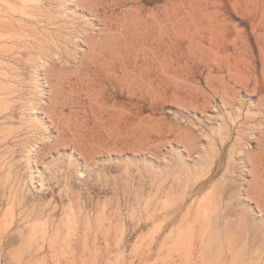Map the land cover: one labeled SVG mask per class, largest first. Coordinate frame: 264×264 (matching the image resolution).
Masks as SVG:
<instances>
[{"label": "rangeland", "instance_id": "rangeland-1", "mask_svg": "<svg viewBox=\"0 0 264 264\" xmlns=\"http://www.w3.org/2000/svg\"><path fill=\"white\" fill-rule=\"evenodd\" d=\"M0 264H264V0H0Z\"/></svg>", "mask_w": 264, "mask_h": 264}, {"label": "bare ground", "instance_id": "bare-ground-1", "mask_svg": "<svg viewBox=\"0 0 264 264\" xmlns=\"http://www.w3.org/2000/svg\"><path fill=\"white\" fill-rule=\"evenodd\" d=\"M87 1H88V0H87ZM90 1H91V0H90ZM92 3H93V1H92ZM94 3H95V2H94ZM94 3H93V4H94ZM97 4H98V3H97ZM91 5H92V4H91ZM95 5H96V4H95ZM92 7H94V6L92 5ZM135 7H136V6H135ZM95 8H96V7H95ZM89 9H90V8H89ZM95 10H96V9H95ZM133 10H134V9H133ZM93 11H94V10H93ZM96 12H97V11H96ZM135 12H136V11H135ZM135 12H134V13H135ZM178 12H179V11H178ZM113 13H114V12H113ZM152 13H153V12H152ZM152 13H151V14H152ZM117 14H118V13H117ZM124 14H125V13H124ZM126 14H127V12H126ZM129 14H130V13H129ZM132 14H133V13H132ZM132 14H131V15H132ZM136 14H137V13H136ZM138 14H139V13H138ZM97 15H99V14H97ZM97 15H96V16H97ZM127 15H128V14H127ZM127 15H126V16H127ZM156 15H158V14H156ZM156 15H155V16H156ZM169 15H170V14H169ZM137 16H138V15H137ZM171 16H172V15H171ZM99 17H100V16H99ZM122 17H123V16H122ZM156 17L159 18V16H156ZM177 17H178V16H177ZM107 18H108V17H107ZM109 18H110V17H109ZM109 18H108V19H109ZM129 18H131V17H129ZM137 18H138V17H137ZM100 19H103V17H100ZM121 19H122V18H121ZM103 20H104V19H103ZM141 20H142V19H141ZM154 20H156V18H155ZM175 20H176V19H175ZM181 20H182V19H181ZM115 21H116V20H115ZM125 21H126V19H125ZM133 21H134V20H133ZM145 21H146V20H145ZM159 21H160V20H159ZM172 21H173V19H172ZM130 22H131V21H130ZM135 22H136V21H135ZM138 22H139V21H138ZM152 22H153V21H152ZM156 22H157V20H156ZM164 22H165V21H164ZM122 23H124V22H122ZM140 23H142V22H140ZM158 23H159V22H158ZM180 23H181V22H180ZM124 24L126 25L127 23H124ZM134 24H135V23H134ZM137 24H138V23H137ZM162 24H163V23H162ZM167 24H168V23H167ZM118 26H119V25H118ZM128 26H129V25H128ZM128 26L126 25V27H128ZM135 26H136V25H134V27H135ZM138 26H139V25H138ZM142 26H143V24H142ZM173 26H174V24H173ZM173 26H172V27H173ZM106 27H107V26H106ZM126 27H124V28H126ZM132 27H133V26H132ZM180 27H182V26H180ZM107 28H108V27H107ZM110 28H111V27H109V29H110ZM118 28H119V27H118ZM138 28H139V27H138ZM152 28H153V27H152ZM174 28H175V27H174ZM127 29H128V28H127ZM135 29H137V27H136ZM145 29H146V28H145ZM157 29H158V28H157ZM102 30H103V29H102ZM139 30H140V29H139ZM111 31H112V30H111ZM181 31H183V30L181 29ZM103 32H104V30H103ZM107 32H108V31H107ZM107 32H106V33H107ZM109 32H110V30H109ZM109 32H108V33H109ZM112 32H113V31H112ZM112 32H110V33H112ZM114 32H115V34H116V31H114ZM118 32H119V31H118ZM136 32H138V31H136ZM164 32H165V30H164ZM133 33H134V32H133ZM160 33H161V32H160ZM182 33H183V32H182ZM103 34L105 35V32H104ZM103 34H101V35H103ZM115 34H114V37H116ZM122 34H123V33H122ZM99 35H100V34H99ZM110 35H111V34H110ZM106 36H107V34H106ZM119 36H120V35H119ZM122 36H124V35H122ZM144 36H145V34H144ZM150 36H151V35H150ZM164 36H165V35H164ZM93 37H94V36H93ZM98 37H99V36H98ZM98 37H97V38L95 37V38L97 39V42H98V39H99ZM101 37H102V36H101ZM103 37H104V36H103ZM124 37H125V36H124ZM141 37H142V36H141ZM151 37H152V36H151ZM157 37H158V36H157ZM95 38H94V39H95ZM105 38L107 39V37H105ZM109 38H111V37H109ZM121 38H122V37H121ZM154 38H155V37H154ZM112 39H113V38H112ZM91 40H92V39H91ZM91 40L89 41L90 43H91ZM117 40H118V38H117ZM117 40H116V41H117ZM125 40H126V39H125ZM100 41H101V39H100ZM112 41H114V40H112ZM92 42H93V41H92ZM101 42H102V41H101ZM101 42H100V43H101ZM126 42H127V41H126ZM98 43H99V42H98ZM110 43H111V42H109V44H110ZM113 43H114V42H113ZM117 43H118V42H117ZM117 43H116V44H117ZM93 44H94V42H93ZM109 44H108V45H109ZM127 44H128V43H127ZM90 45H91V44H90ZM117 45H118V44H117ZM117 45H116V46H117ZM145 45H146V44H145ZM94 46H95V45H94ZM126 46L128 47L129 45H126ZM133 46H134V45H133ZM169 46H170V43H169ZM110 47H111V46H110ZM144 47H145V46H144ZM170 47H171V46H170ZM92 48H95V47H92ZM104 48H106V47H104ZM111 48H112V47H111ZM114 48H115V47H114ZM116 49H117V48H116ZM149 49H151V48H149ZM114 50H115V49H114ZM114 50H113V51H114ZM111 51H112V49H111ZM150 51H153V50L151 49ZM153 52H154V51H153ZM91 53H92V52H91ZM101 53H102V52H101ZM104 53H105V52H104ZM123 53H124V52H123ZM154 53H155V52H154ZM145 54H146V53H145ZM100 55H101V54H100ZM154 55H157V54L155 53ZM138 56H139V53H138ZM156 57H157V56H156ZM165 58H166V57H165ZM90 59H92V58H90ZM154 60H155V59H154ZM157 60L160 61L159 59H157ZM124 62H125V61H124ZM160 62H161V61H160ZM162 63L164 64V70H167V68H168V62H167V59H166L164 62H162ZM162 63H161V64H162ZM132 65H133V66H132ZM127 66H129L130 68L133 67L134 70H137V69H138V65L132 63V61H130L129 63H127ZM239 67H240V66H239ZM168 70H169V69H168ZM130 73L133 74V72H130ZM128 74H129V73H128ZM166 75H167V74H166ZM138 76H139V75H138ZM138 76H137V78H138ZM167 76H168V75H167ZM134 77H136V76H134ZM130 80L133 81L134 78H130ZM135 80H136V79H135ZM139 80H141V82H142V79L139 78ZM237 80H238V79H237ZM136 81H137V80H136ZM133 83H134V82H133ZM136 84H137V83H136ZM145 84H146V83H145ZM132 85H133V84H132ZM139 85H140V84H139ZM142 89H143V88H142ZM142 89H141V90H142ZM230 183H231V182H230ZM219 195H220V194H219ZM204 201H205V200H204ZM156 207H157V206H156ZM156 209H157V208H156ZM153 211H154V210H153ZM166 238H168V236H167ZM166 241H167V239H166ZM142 243H143V242H142ZM163 244H164V243H163ZM141 246H142V245H141ZM141 246H140V248H141ZM150 246H151V245H150ZM148 247H149V245H148ZM190 248H191V247H190ZM137 250H138V249H137ZM138 251H140V250H138ZM138 251H137V252H138ZM137 252H136V253H137ZM188 253H189V252H188ZM184 258H185V257H184Z\"/></svg>", "mask_w": 264, "mask_h": 264}]
</instances>
